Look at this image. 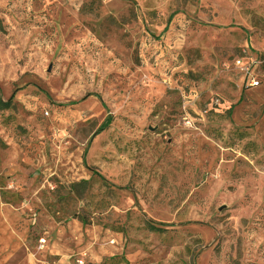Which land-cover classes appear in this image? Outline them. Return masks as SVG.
<instances>
[{"label":"rangeland","instance_id":"1","mask_svg":"<svg viewBox=\"0 0 264 264\" xmlns=\"http://www.w3.org/2000/svg\"><path fill=\"white\" fill-rule=\"evenodd\" d=\"M0 100V264H264V0H0Z\"/></svg>","mask_w":264,"mask_h":264},{"label":"trees","instance_id":"2","mask_svg":"<svg viewBox=\"0 0 264 264\" xmlns=\"http://www.w3.org/2000/svg\"><path fill=\"white\" fill-rule=\"evenodd\" d=\"M9 106H10V103L3 102V101L0 100V110H6V109L9 108ZM150 228H151V230H154V231H157V232L161 231V229H158V228H154V227H150Z\"/></svg>","mask_w":264,"mask_h":264}]
</instances>
